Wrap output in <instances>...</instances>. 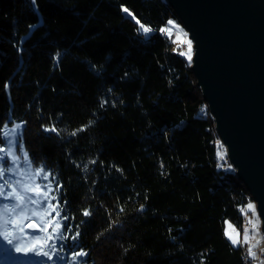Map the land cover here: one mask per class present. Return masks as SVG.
<instances>
[{
	"label": "trees",
	"instance_id": "obj_1",
	"mask_svg": "<svg viewBox=\"0 0 264 264\" xmlns=\"http://www.w3.org/2000/svg\"><path fill=\"white\" fill-rule=\"evenodd\" d=\"M171 17L166 0H0V139L22 125L75 263L245 264L225 228L252 196L219 167Z\"/></svg>",
	"mask_w": 264,
	"mask_h": 264
},
{
	"label": "water",
	"instance_id": "obj_2",
	"mask_svg": "<svg viewBox=\"0 0 264 264\" xmlns=\"http://www.w3.org/2000/svg\"><path fill=\"white\" fill-rule=\"evenodd\" d=\"M166 2L193 41L191 68L264 231V0Z\"/></svg>",
	"mask_w": 264,
	"mask_h": 264
},
{
	"label": "rangeland",
	"instance_id": "obj_3",
	"mask_svg": "<svg viewBox=\"0 0 264 264\" xmlns=\"http://www.w3.org/2000/svg\"><path fill=\"white\" fill-rule=\"evenodd\" d=\"M170 19L175 21L176 25L179 26L174 27L172 25L166 24V27L172 28L170 39H172V41L174 42L173 49L180 54L186 53L188 51V45L186 41L190 40L192 43L191 55L193 57V41L189 35L188 30L180 22L179 18L171 17L169 18V20ZM150 34L151 32L146 34V36H149ZM17 124L12 127H6L4 129V133H10ZM19 125L20 128L16 130L15 135L9 134L5 136L4 133L3 135H1V138L4 139H0V141L7 144V151L0 152V157H3V159H0V168L5 169L4 175L0 177V184H3L4 181L7 180L9 185L15 186L17 190L22 194H25L24 190L21 188L20 184L15 183L16 181H20L21 184L28 183L33 188L38 184L40 188L39 193H26V195L30 196L32 200L37 201L36 203L26 202V206L21 205V207L18 208L16 212L7 213L5 216H3V218H0V264H79L75 263L71 258L68 257V254H65V252L62 250V244L59 242V231L61 227L56 232L52 231L53 228L56 227V224H60V222H58V220L56 218H53L51 215V213H53V208L51 207L50 200L49 175L46 172L37 174L38 170L34 168L33 163L28 156L26 162L24 156L26 150L21 138L23 135V130L22 125ZM9 150L14 152V154L19 157V160L16 163H13L11 157L7 155ZM221 151H223L225 155L224 158L221 159L218 154L219 167L228 171L231 169H235L233 164L229 160L227 148L226 145L223 144V142L222 146H219L218 153ZM8 168H14L16 169V171H7ZM21 173H23V175ZM44 175H47L48 179H44ZM25 176L28 177L27 180L25 179ZM9 190L10 188L6 187L5 193H7V191ZM46 191L48 192V197L40 199L42 193ZM17 203L19 202L13 198L5 199L4 197H0V213L3 212V206L5 204H7L11 208ZM250 203L255 206V213H253L251 209H248L247 206ZM21 212H23V217L21 218L20 225L17 226L16 224L11 223L12 220L20 217ZM241 213L243 214L244 218L243 222L241 224H238L231 219H227L225 231H232L234 229L233 235L237 237L238 243L233 245L236 247H241L243 244V246L245 247V245L248 244V252L251 248L252 252L255 253L254 256L249 254L250 257L254 259L255 264H264V231L262 230L261 217L257 209L256 201L253 198L249 199L248 202L241 207ZM5 219L9 221L8 230L12 233V244H9L2 235L5 230ZM31 221H36L42 228H46L47 231H31L27 229L26 225ZM48 221H51V224H49ZM253 224L256 225L255 228H253ZM229 225L232 226L231 229H229ZM19 227H25V231L21 233L19 231ZM245 230H247V242H245L244 239ZM49 236H52V239L49 240ZM35 237H40L41 240V243L36 246L37 250L42 249V251H47L51 259H49V256L38 255L35 251H16L17 245H20L24 248L32 247ZM45 240L47 241V243H43ZM229 241L231 242L230 239ZM53 245H55V249H53Z\"/></svg>",
	"mask_w": 264,
	"mask_h": 264
},
{
	"label": "snow or ice",
	"instance_id": "obj_4",
	"mask_svg": "<svg viewBox=\"0 0 264 264\" xmlns=\"http://www.w3.org/2000/svg\"><path fill=\"white\" fill-rule=\"evenodd\" d=\"M123 10L125 12H128V9L127 8H124ZM137 24L139 25L140 30H142L144 34H148L149 32L152 31L151 28L146 27L145 25L141 24L139 21H137ZM167 24L168 25H172L174 27H179L178 25H176V22L173 21V20H171V19L168 20ZM160 32L161 33H166L168 35H171L172 28H170V27H163V28L160 29ZM182 42H184V41H182ZM186 43L188 45V51L186 53H181V54L182 55H186L187 58H188V60H191L192 59V55H191V52H192V43H191L190 40L186 41ZM18 128H20V125L19 124H17L16 127L14 129H12L10 133L9 132H5L4 133L5 136H7L9 134L15 135L16 130ZM2 151H3V149H0V152H2ZM218 154H219V156H220L221 159L224 158L225 153L223 151L219 152ZM7 155L11 157V160H12L13 163H16L19 160V157H17L14 154V152H12L11 150L8 151ZM24 156H25V160L27 162V153H25ZM0 159H3V157H0ZM4 171H5V169L0 168V177H2L4 175ZM7 171L12 172V171H16V169H14V168H8ZM42 171H43L42 169L38 170L37 171V174L41 173ZM21 174L23 175V173H21ZM25 179L27 180L28 177L25 176ZM44 179H48V176L47 175H44ZM15 183L16 184H20V186L24 190V193L25 194H22L20 191H18L15 186L9 185V183H8L7 180H5L3 184H0V197H4L5 199L13 198V199H15L16 201L19 202V203H17L16 205H14L11 208L7 204H5L3 206V212L0 213V218H3V216H5L7 213H14V212H16V210L18 208H20L21 205H25L26 206V202H31V203H36L37 202V201L32 200V198L30 196H27L26 193H28V192H38L39 193L40 186L38 184L33 188L28 183L21 184L20 181H16ZM6 187L10 188V190L7 191V193H5V188ZM49 191H51V188L50 187H49ZM47 197H48V192L46 191V192H43L42 193V195L40 196V199H44V198H47ZM141 207H143V206H141ZM247 207H248V209H251L253 211V213H255V206L253 204L250 203V204H248ZM53 208H55V205H53ZM25 210H26V207H25ZM83 214L85 216H88L90 213L88 211H85ZM56 215L59 216V212H57ZM22 217H23V212H21L20 217H17L16 219L12 220L11 223L16 224L17 226H19ZM48 223L51 224V221H48ZM8 224H9V221L7 219H5L4 220L5 230L2 233V235H3V238L5 240H7V242L9 244H12L13 243V239L11 238L12 237V233L8 230ZM26 227L27 228H31V229H37V228H39L40 231H42V232L47 231L46 228H40V226L38 224H36V223H29V224L26 225ZM60 227H61V225L59 223H57L56 224V227L53 228L52 231L53 232H56ZM255 227H256V225L253 224V228H255ZM231 228H232V226L229 225V229H231ZM19 231L21 233H23L25 231V227H19ZM233 231H234V229L232 231H226L225 234L231 240L232 244L235 245V244L238 243V239H237L236 236L233 235ZM77 235H78V233H77ZM48 239L49 240L52 239V236H49ZM61 239H63V237H61ZM244 239H245V242H247V240H248L247 230H245V237H244ZM40 243H41L40 237H35L34 238V243H33V246L32 247H30V248H24V247H22L20 245H17L16 251L17 252L35 251L38 255L49 256V253L47 251H42V249L41 250H37V247L36 246L38 244H40ZM43 243H47V241L45 240ZM52 247H53V249H55V245H53ZM249 254L250 255H253V256L255 255V253L252 252L251 248L249 249ZM77 255L83 256V255H85V253L81 252V253H78ZM49 259H51L50 256H49ZM75 259H76V257L74 256L73 257V260H75Z\"/></svg>",
	"mask_w": 264,
	"mask_h": 264
},
{
	"label": "bare ground",
	"instance_id": "obj_5",
	"mask_svg": "<svg viewBox=\"0 0 264 264\" xmlns=\"http://www.w3.org/2000/svg\"><path fill=\"white\" fill-rule=\"evenodd\" d=\"M162 34H163L164 37H168L169 38V41H172V39H170L171 35H168L166 33H162ZM248 248H249L248 244L245 245V247L243 246V244L241 246L242 254H243V260H244L245 264H255L254 259H252L250 257V255H249Z\"/></svg>",
	"mask_w": 264,
	"mask_h": 264
},
{
	"label": "built area",
	"instance_id": "obj_6",
	"mask_svg": "<svg viewBox=\"0 0 264 264\" xmlns=\"http://www.w3.org/2000/svg\"><path fill=\"white\" fill-rule=\"evenodd\" d=\"M0 149H5V145L4 144H0Z\"/></svg>",
	"mask_w": 264,
	"mask_h": 264
}]
</instances>
